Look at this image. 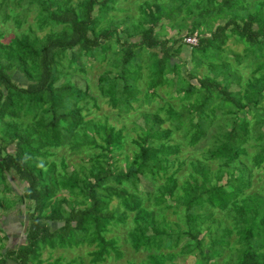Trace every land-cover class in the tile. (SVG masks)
Wrapping results in <instances>:
<instances>
[{
  "label": "trees",
  "instance_id": "16d2710c",
  "mask_svg": "<svg viewBox=\"0 0 264 264\" xmlns=\"http://www.w3.org/2000/svg\"><path fill=\"white\" fill-rule=\"evenodd\" d=\"M29 15L0 29V193L26 220L0 264H264V0H0Z\"/></svg>",
  "mask_w": 264,
  "mask_h": 264
},
{
  "label": "rangeland",
  "instance_id": "374dc122",
  "mask_svg": "<svg viewBox=\"0 0 264 264\" xmlns=\"http://www.w3.org/2000/svg\"><path fill=\"white\" fill-rule=\"evenodd\" d=\"M258 1V0H256ZM121 16V14H117L116 15ZM33 19L32 16L29 15L27 17V21L25 23H23L20 27V29H15L12 24L10 22L7 23H2L0 24V29L5 33V37L9 38L13 33H18V32H22L25 30L26 25H32ZM165 20H162V24H164ZM158 27L154 28L155 30H157ZM165 31V30H164ZM168 32V31H167ZM169 35H172L174 33V30L172 29V31L168 32ZM166 34V31H165ZM184 42V41H182ZM229 47L231 50L233 51H238L240 52L241 50V45H237V46H233L229 41L226 43V47ZM227 57L230 58L231 60V55L230 53H227ZM83 60V59H82ZM174 61H176L177 63H179L180 61L176 58L174 59ZM95 65V67L92 68V71L88 72V78L91 82V85H93V82L95 81V76L98 74V72H100L102 70V65L99 66L97 68V64H93ZM187 69H191V64H188L186 66ZM186 69V70H187ZM197 74L200 76L201 74H203L205 72L204 67L202 66L201 68L196 69ZM158 93L160 95H162L160 90ZM110 109L108 108V106L106 107L104 104H101V109L100 112H97V114H100L102 112L107 113V111H109ZM139 111V110H137ZM110 120L111 123L115 124L116 126H119L120 124H123V120L121 119H117L114 116L110 115ZM73 159H75L74 157H71ZM72 162H77V161H72ZM69 170V168H67V171ZM264 171L260 172V175H263ZM262 180L264 181V177L262 178ZM12 182V181H11ZM15 182H12V184ZM19 185L17 188L22 187V185L20 184H16ZM262 188H264V184H262V186H260ZM1 190V187H0ZM16 190V189H15ZM141 190V189H140ZM20 192V191H19ZM61 194H64L63 192H61ZM4 198V199H2ZM0 199L2 200L1 202V206H7L8 207V211H4L1 206H0V229L3 232H6L7 236V240L2 241L1 244H5L6 246H9L11 249H15L17 245L22 244L24 242V238H23V229L24 226L26 224V220H25V215L23 214H19L18 213V209L20 210V205H15V204H10L7 202V200H11V203L14 202L15 200V196H13L11 193H0ZM55 227V226H54ZM122 232V230H121ZM2 236V232H0V238ZM5 248V246H4ZM50 247H47V249ZM47 249H41V256L39 257L40 260L46 261L49 260L50 262H53V258H56L57 256H61L60 257V262L55 263V264H65L67 262H70V264H88L89 258L86 256V252L83 249V247H81L79 250L74 251L73 249H71L69 252L67 251H63V250H47ZM121 249L124 251V257L119 260V261H112V259H106L107 261H105L103 264H125L124 260H131L136 264H139L140 262H143L145 260V255L147 254V252L145 251H140L138 253H133L130 248L126 245L123 244ZM5 251V250H4ZM1 253H3L0 250ZM5 253V252H4ZM75 253V254H73ZM63 260V261H62ZM215 261H217V264H222V262H220V259H216ZM172 262L176 263V264H191L192 263V257L188 256L186 258L182 257V256H177ZM166 264H169L168 262Z\"/></svg>",
  "mask_w": 264,
  "mask_h": 264
},
{
  "label": "built area",
  "instance_id": "2783aa9c",
  "mask_svg": "<svg viewBox=\"0 0 264 264\" xmlns=\"http://www.w3.org/2000/svg\"><path fill=\"white\" fill-rule=\"evenodd\" d=\"M184 43L188 44V45H195L196 43V37L195 35L193 37H186L183 39Z\"/></svg>",
  "mask_w": 264,
  "mask_h": 264
},
{
  "label": "crops",
  "instance_id": "0c3cea01",
  "mask_svg": "<svg viewBox=\"0 0 264 264\" xmlns=\"http://www.w3.org/2000/svg\"><path fill=\"white\" fill-rule=\"evenodd\" d=\"M3 264H14V262H10V260H6Z\"/></svg>",
  "mask_w": 264,
  "mask_h": 264
},
{
  "label": "clouds",
  "instance_id": "9594fccd",
  "mask_svg": "<svg viewBox=\"0 0 264 264\" xmlns=\"http://www.w3.org/2000/svg\"><path fill=\"white\" fill-rule=\"evenodd\" d=\"M184 39V38H183ZM196 42H197V39H196ZM196 44V43H195Z\"/></svg>",
  "mask_w": 264,
  "mask_h": 264
}]
</instances>
